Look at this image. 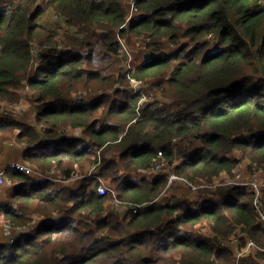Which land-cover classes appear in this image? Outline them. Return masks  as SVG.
<instances>
[{"label": "trees", "instance_id": "obj_1", "mask_svg": "<svg viewBox=\"0 0 264 264\" xmlns=\"http://www.w3.org/2000/svg\"><path fill=\"white\" fill-rule=\"evenodd\" d=\"M129 1L0 0V102L27 86L37 102L32 121L0 113V154L16 142L33 167L4 168L13 187L0 222L31 229L0 240V264H264L261 250L237 254L248 239L264 247L263 0H137L128 20ZM52 11L63 32L42 23ZM124 39L151 50L130 75L112 57ZM130 76L161 97L141 102ZM238 156L263 181L259 203L235 182ZM160 163L198 189L169 185ZM235 237L236 252L219 243Z\"/></svg>", "mask_w": 264, "mask_h": 264}, {"label": "rangeland", "instance_id": "obj_2", "mask_svg": "<svg viewBox=\"0 0 264 264\" xmlns=\"http://www.w3.org/2000/svg\"><path fill=\"white\" fill-rule=\"evenodd\" d=\"M259 3H264V0H263V2L259 1ZM128 15L129 14H127V16ZM43 21H44L45 24L52 26L51 28H55L57 26L56 28H58L60 32H63L64 30H66L67 26H68L66 24V22L65 21H61L60 17H58L56 14H54L53 11L52 12H48L47 15H46V19H44ZM71 29L72 30H70V28H69L68 30L74 32V28L72 27ZM263 30H264V27H262L259 30V32H262ZM187 40H189V38L181 37L177 43L167 42L164 45L163 49L166 50V51L170 50L169 52H172V51L176 50L178 47H180L181 45H183L184 43H186ZM121 46H122L121 50H120L121 53H119L118 55H113L112 57L114 58L115 61H117L116 67L119 66V68L121 70H126L128 75H130L131 69H134L136 65L146 61L147 55H149V53L151 52V50H149V48L146 45H144V44H142L140 42L136 43V44H133V42H131L129 40L127 41V40L124 39ZM116 86H119V85H116ZM119 87H122V86L120 85ZM128 87H129L130 90L136 92L140 96V99H141L140 101H142V102L147 101V100H152L154 95H155L154 98L156 96L158 98L161 97V93L160 92L162 91V89L160 87H158V86L152 85L150 82H148V81H146L144 79H136V78H133V76H130V81H129V86ZM166 87H167V84H166ZM114 90L115 89H113V88L108 90L111 99H113L114 97H118V95H116ZM84 97H85L86 100H90L92 95H88V96H84ZM36 104H37V102L34 100V91L31 88H29V87H24L23 89H21V96H20L19 102H17V103H15V102L8 103V101L0 102V107L3 108V109H1V113L2 114H7V113L11 114V112H12V113H14V115H16V117H19V119L21 118V119H24V120L32 121V120H34V113H35ZM12 110H14V111H12ZM77 131H79V130H76L73 133L75 134ZM79 133H80V131H79ZM7 144L11 145L9 147L12 148L11 149L12 153L9 155V158L16 159V157H21V152H22V146L21 145H19L16 142H9ZM14 150L16 151V153L14 152ZM238 157H241V156H238ZM22 158H24L23 155H22ZM241 159L242 160L240 161V165L238 166V169L235 171V174L238 175L239 178H240L238 181L246 182V181H248L250 179H253V177H256L257 173L253 172V167L254 166L250 164V161L248 160V158H246V157L242 158L241 157ZM16 163H18V162H16ZM16 163H15V165H16ZM1 169L2 168L0 166V170ZM90 169H91V166L89 168L84 169L83 173H81V177L80 178L86 176L89 173ZM170 170L171 169L167 168V166L165 164V170H163V171H169V174L174 173V172H170ZM261 173H262V171H261ZM133 176L135 178H140V177L143 176V174L141 175V174H138V173H133ZM258 176L262 177L261 174L258 175ZM230 180L231 179H228L226 181L229 182ZM107 181H108V185L112 187L111 194L114 196V193L116 192V194H117L118 190H117V188H113V187H115V185L111 182V179H109ZM259 181H260V183L263 182V181H261L260 178H259ZM175 182L176 181H173L169 185H173V184H175ZM219 182L223 183V180H221ZM8 186H12L11 181H7V182L3 183L0 186V197H1V193H5L6 192V188ZM210 187H215V185L210 186ZM168 189H169V191H168L169 195H172L173 189L172 188H168ZM5 196H4L5 199H7L8 195L6 194ZM109 196H111V195H109ZM113 196L109 197V201L112 200V204L115 205L116 209L117 210L125 209L126 212H128V210H127L128 208L126 207L124 201H121L119 199L121 202H116V200L113 199L114 198ZM97 217L98 216H96L95 219H97ZM0 224H1V228H2V232H0V234H3V236H5V234H4L5 233V227H6V225H9V224H7V223L4 224V223H1V222H0ZM37 224H39V223H37ZM24 226H26V225H24ZM24 229L30 230L31 227L27 228V226H26V228L17 229V230L21 231V230H24ZM17 230H13V231H17ZM197 231H200L201 233L203 232L204 234H207L211 238L213 237V235L210 233L209 229H207V228H203L202 229V225L197 226ZM0 240H1V236H0ZM235 241H236L235 239L227 240L225 245L226 246L230 245V243L235 242ZM236 242H237V244L241 243V242H238V241H236ZM237 251H238V253H237L238 255H242V254H250V253H252V254L255 253L256 254L260 250L253 249V248H244L243 250H238L237 249ZM261 251L264 252V250H261ZM235 252H236V250H235ZM262 261L264 262V260H262Z\"/></svg>", "mask_w": 264, "mask_h": 264}, {"label": "built area", "instance_id": "obj_3", "mask_svg": "<svg viewBox=\"0 0 264 264\" xmlns=\"http://www.w3.org/2000/svg\"><path fill=\"white\" fill-rule=\"evenodd\" d=\"M136 2L137 0H130L129 1V4H128V8H127V14H129L127 16V19L130 20L134 17V15L136 13H138V7L136 5ZM28 87V86H27ZM142 102V101H141ZM1 108L0 107V113H1ZM98 152V151H97ZM15 165V164H14ZM16 166L24 169L27 173H30L32 174L33 173V167L31 165H25V164H22V163H16ZM156 170L157 171H163L165 170V164L164 163H160L159 165L156 166ZM38 173V176H39V173H40V176L44 179H51L52 181L53 180H60L61 179V176L58 174V173H55V172H42V171H37ZM240 178L239 176L237 175V178L235 180L236 183H241V184H247L248 186H251L255 189V191L257 192V198H256V203H259V197L261 195V183L259 181V179L257 177H253V179H250L246 182L244 181H238ZM168 180H169V184L172 183L173 181H179V180H182V181H185L183 182V185H185L186 187H189V189L191 191H196L198 189V186H196L194 183L192 182H189V181H186L182 178H180L179 176H177L175 173H171L169 174L168 176ZM7 181H10V180H7V177L5 176V172H4V169H1L0 170V186L7 182ZM181 181V182H182ZM204 187V186H202ZM97 190L99 192L100 195H106L108 194L112 189L107 185V183L103 180V178H100L99 177V183H98V186H97ZM114 197H115V200L116 202H121L116 193H114ZM133 204H129L128 203V206H132ZM262 219L264 220V214L262 215ZM23 228H26V226H17L16 229H14V227L9 224V225H6L5 227V233H7L8 235L12 234L14 231L13 230H17V229H23ZM236 241H239V237H235L234 238ZM248 247L247 248H253V249H257V250H264V247H261V246H258L253 239H248ZM219 243L221 245H225L226 241L221 239L219 241Z\"/></svg>", "mask_w": 264, "mask_h": 264}, {"label": "crops", "instance_id": "obj_4", "mask_svg": "<svg viewBox=\"0 0 264 264\" xmlns=\"http://www.w3.org/2000/svg\"><path fill=\"white\" fill-rule=\"evenodd\" d=\"M42 23L43 24H45L44 23V21H42ZM46 26H48V27H52V26H50V25H47V24H45ZM9 146H11V145H8V144H5L4 146H3V150H2V153L0 154V166H1V168L2 169H4L6 166H8V165H14L16 162H18V163H22V164H25V165H32L30 162H28L27 160H25L24 158H22V152H21V157H16V159H11V158H9V155L12 153L11 152V147H9ZM22 151H23V149H22ZM14 152L16 153V151L14 150ZM22 161V162H21ZM12 187L13 186H8L7 188H6V192L7 191H9V190H11L12 189ZM175 190H176V192H177V194H184V195H186V188H184V186L183 185H177V187L175 188ZM1 193V197L0 198H2V201L5 199V195L7 194V193ZM5 196V197H4ZM126 208V207H125ZM127 209V208H126ZM117 212H118V214L121 216V217H123L124 215H126V210L125 209H119V210H117ZM0 232H2V228H1V224H0ZM4 233V232H3ZM5 235H6V233H4ZM0 236H1V239H4L5 237L3 236V234H0ZM229 247H232V248H234V249H236L237 248V246H238V244H237V242L235 241V242H232V243H230V245H228Z\"/></svg>", "mask_w": 264, "mask_h": 264}]
</instances>
